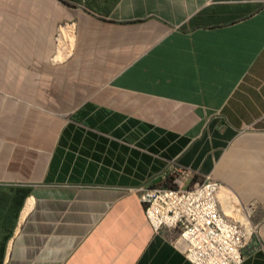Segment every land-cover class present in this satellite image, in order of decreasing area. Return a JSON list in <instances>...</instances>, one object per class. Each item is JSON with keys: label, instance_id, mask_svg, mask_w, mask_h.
I'll return each instance as SVG.
<instances>
[{"label": "crops", "instance_id": "1", "mask_svg": "<svg viewBox=\"0 0 264 264\" xmlns=\"http://www.w3.org/2000/svg\"><path fill=\"white\" fill-rule=\"evenodd\" d=\"M185 175L264 203V0H0V264H193Z\"/></svg>", "mask_w": 264, "mask_h": 264}, {"label": "built area", "instance_id": "2", "mask_svg": "<svg viewBox=\"0 0 264 264\" xmlns=\"http://www.w3.org/2000/svg\"><path fill=\"white\" fill-rule=\"evenodd\" d=\"M221 191V183L209 179L190 187L144 188L138 192L146 205L145 214L154 232L167 233L171 243L190 262L242 264L253 253L250 251L248 255L250 246L242 245L241 222L233 220L234 228H219L222 220H218L217 210H224L219 205ZM235 211H241L244 217L251 219L240 202L239 210ZM251 228L254 234L252 221Z\"/></svg>", "mask_w": 264, "mask_h": 264}, {"label": "bare ground", "instance_id": "3", "mask_svg": "<svg viewBox=\"0 0 264 264\" xmlns=\"http://www.w3.org/2000/svg\"><path fill=\"white\" fill-rule=\"evenodd\" d=\"M182 180L183 178L176 179L179 186H183ZM227 190H229V188ZM229 198L231 200H234V202ZM219 205L225 210H217L218 220H222L219 221V228H234V221L241 222V231H243L242 245L249 246L253 237L251 219L250 217H244L241 211H235L239 210V201L237 200V198H235V196H232L230 193H226L224 190H222L219 195ZM240 205L242 206L241 203ZM225 216H227L228 218H225Z\"/></svg>", "mask_w": 264, "mask_h": 264}, {"label": "rangeland", "instance_id": "4", "mask_svg": "<svg viewBox=\"0 0 264 264\" xmlns=\"http://www.w3.org/2000/svg\"><path fill=\"white\" fill-rule=\"evenodd\" d=\"M243 209L251 215L252 224L255 226V232L249 244L250 247L247 253L249 255L251 251V253H263L264 255V203L243 205ZM248 257L249 256L246 258Z\"/></svg>", "mask_w": 264, "mask_h": 264}, {"label": "trees", "instance_id": "5", "mask_svg": "<svg viewBox=\"0 0 264 264\" xmlns=\"http://www.w3.org/2000/svg\"><path fill=\"white\" fill-rule=\"evenodd\" d=\"M7 44L9 45V43H7ZM9 70H10L11 73H8L7 75H5V78H6V80H8V81H14L16 75L13 73V67H10ZM22 76H23V78L25 79V78L28 77L29 75H19L20 78H21ZM39 80H40V81L45 80V75H39Z\"/></svg>", "mask_w": 264, "mask_h": 264}, {"label": "clouds", "instance_id": "6", "mask_svg": "<svg viewBox=\"0 0 264 264\" xmlns=\"http://www.w3.org/2000/svg\"><path fill=\"white\" fill-rule=\"evenodd\" d=\"M253 254H255V253H253ZM253 254H251V255H253ZM251 255H250V256H251Z\"/></svg>", "mask_w": 264, "mask_h": 264}]
</instances>
